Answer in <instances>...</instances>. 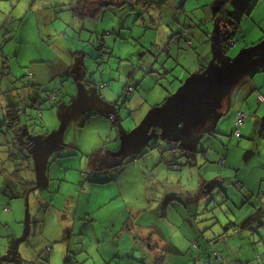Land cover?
<instances>
[{
  "label": "clouds",
  "instance_id": "9594fccd",
  "mask_svg": "<svg viewBox=\"0 0 264 264\" xmlns=\"http://www.w3.org/2000/svg\"><path fill=\"white\" fill-rule=\"evenodd\" d=\"M216 2L224 15L200 0H0V264H264V93L232 83L187 137L152 122L178 96L169 69L190 76L181 92L264 56L261 40L230 58L241 0ZM246 3L251 34L264 5ZM127 4L143 15L121 40L106 29ZM221 116L231 135L210 136Z\"/></svg>",
  "mask_w": 264,
  "mask_h": 264
},
{
  "label": "rangeland",
  "instance_id": "374dc122",
  "mask_svg": "<svg viewBox=\"0 0 264 264\" xmlns=\"http://www.w3.org/2000/svg\"><path fill=\"white\" fill-rule=\"evenodd\" d=\"M189 1L195 2V0H189ZM200 1H201L200 2L201 5H204L207 3L205 2L206 0H200ZM260 3L264 5V0H260ZM238 5H240L241 7L240 11L241 12L243 11V13H246V18L243 19V16L237 13L238 14L237 19H238V23L240 24L241 31L235 32L234 38L239 40V44L235 48H231L229 50V56L231 59L237 58L239 54L244 51L245 43H247L248 45H251L253 42H259L261 40H264V28L257 27L255 31L251 32V34H246V30L249 26H256L257 19L256 20L254 18L250 20L247 19L249 11L247 9L246 0H241V2ZM232 6L233 5H231V8L229 7L231 11L233 9ZM126 7H127V12H125L121 16L118 24L113 28L106 29V31L112 32L114 37L118 36L121 40H125L132 36V33L135 30L134 25L137 19L141 17V14L143 15L139 7H135V10H133L132 7L129 6L128 4L126 5ZM219 8L220 7L218 6L217 8L215 7L214 9H212L213 15L215 13L217 14L218 12L220 15H222V13L220 12L221 10L219 11ZM253 15L256 18L255 13H253ZM203 27L205 29L204 34H205L206 39L208 38L209 28L211 29L212 36L213 37L215 36L216 28H215L214 22L210 21L209 25L203 26ZM188 30L196 31L197 29H193L191 25H189ZM135 31L138 32L139 30H135ZM133 39H135V37H133ZM174 39L181 40V39H184V37L180 34L179 31H177V34L174 37ZM113 42H115V40ZM98 45H97V48L93 50L92 52V56L96 60L101 59L102 54L103 55L109 54L107 49H104L102 51L99 50ZM263 49L264 48H262L261 50ZM15 55H17V53L13 52V56ZM164 58H168L167 63L170 64L172 62L169 57V53L165 51L160 61L162 68L165 67ZM213 59H215L214 56H213ZM254 64L255 63H253L252 66ZM259 64L264 65V56H262ZM249 65H250V62L248 60H243L241 61L240 64L234 67L228 66L227 62H225V67L223 69H216V68L211 69V77L209 81H204L202 77L199 78L198 80L190 81L188 87L186 89L181 90V92H180V89L184 87L183 82H186L187 79H190V76H188V74L179 67H176L174 69H169L168 79L175 80V87L172 89V91H173V94L178 95V96L174 98L172 102H170L168 109H166L165 111L161 113H158L157 116H161L162 114H165L166 112L171 110V108L174 107L175 104L178 102V100L180 99L184 91H190L191 93H193V96H189V95L185 96L181 106L175 113L167 115L162 118L155 119L152 122L162 124L166 129V135H171L177 138L180 136L187 137L189 135V128L192 127L194 124H196L200 120L201 115L204 111V105L210 99V97L213 98L217 96L222 90L227 88L232 83L238 82V87L241 90V95L244 97L251 98L252 96L256 94V92L262 93L261 87L264 88V73H258L256 75L257 81L259 82V85H260V88H256V90L254 88V85H255L254 82L256 81H254V79L252 78L251 73L249 74L247 81H240V76L243 75L249 68L252 67ZM206 67H211V65L210 64L206 65ZM155 74H156L155 72L148 74V80H151L152 83H155V81L152 80V76H154ZM147 82L148 81L146 80L145 83ZM260 115H261V119H264V110L261 111ZM227 119L230 120L231 117L229 116ZM180 120H185L187 122L188 127H186L184 132H178L177 130L176 124ZM227 127H228V124L226 122V118L221 116L218 121V129L214 131L213 133H210L209 135L215 136V135H220L221 133H223L226 137L230 136L231 132L225 131ZM262 133H264V128H262ZM156 142H157L156 137L153 136V138L150 141V144H155ZM189 146L190 145L188 143L185 144V147H189ZM206 146L207 145H205V147ZM125 149L127 150V145L125 146ZM64 166L66 167L67 165H64ZM75 175H76L75 173L69 172L68 179L71 181L75 177ZM65 187H67V185H65ZM57 199H59V197H57ZM26 219H27V215H26Z\"/></svg>",
  "mask_w": 264,
  "mask_h": 264
},
{
  "label": "crops",
  "instance_id": "0c3cea01",
  "mask_svg": "<svg viewBox=\"0 0 264 264\" xmlns=\"http://www.w3.org/2000/svg\"><path fill=\"white\" fill-rule=\"evenodd\" d=\"M201 2V1H200ZM205 2H207L206 4H209V3H211L212 5H213V8L212 9H214L215 7L217 8L218 6L220 7L219 8V11L222 13V15H224L225 14V10L224 9H222V7H221V5L219 4V3H217L216 2V0H206ZM189 4V5H188ZM196 6V4H195V2L194 1H189V0H179V4L177 5V8L178 9H182V10H191L192 8H194ZM230 8H231V5L229 6ZM229 7H228V9H227V15L229 16V17H231L232 16V13L235 11V7H234V5L232 6L233 7V9H232V11L229 9ZM238 7L239 8H241L240 7V5H238ZM232 12V13H231ZM219 13V12H218ZM254 13V12H253ZM253 13L250 15V14H248V20H250V19H252V18H254L255 20H256V18L254 17V15H253ZM216 15V13L214 14V16ZM242 16H243V19H245L246 18V13H243L242 14ZM237 17H238V14H237ZM172 19L173 20H177L178 21V18H177V16L175 15V14H173V16H172ZM250 65H251V63H250ZM249 65V66H250ZM248 68V67H247ZM259 73H262V72H259ZM264 73V72H263ZM258 74V73H257ZM257 74H255L254 76H252V78L254 79V81H256V82H254V88H255V90H256V88H260V85H259V82L257 81ZM261 91H262V93H264V88H262L261 87Z\"/></svg>",
  "mask_w": 264,
  "mask_h": 264
},
{
  "label": "water",
  "instance_id": "95a60500",
  "mask_svg": "<svg viewBox=\"0 0 264 264\" xmlns=\"http://www.w3.org/2000/svg\"><path fill=\"white\" fill-rule=\"evenodd\" d=\"M262 51H264V49H263ZM259 62H260V61L256 62V63H255L251 68H249L245 73L249 72L250 69H252L253 67L257 66V63L259 64ZM187 95H189V96H193V93H191L190 91H184V92L182 93L180 99L178 100V102L175 104V106L172 107L171 110H169V111L166 112L165 114H162L161 116H157L156 119H158V118H162V117H165V116H167V115H170V114L175 113V112L179 109V107L181 106V104H182V102H183L185 96H187ZM210 99H211V97H210ZM195 103H196V101H195Z\"/></svg>",
  "mask_w": 264,
  "mask_h": 264
},
{
  "label": "trees",
  "instance_id": "16d2710c",
  "mask_svg": "<svg viewBox=\"0 0 264 264\" xmlns=\"http://www.w3.org/2000/svg\"><path fill=\"white\" fill-rule=\"evenodd\" d=\"M128 5L131 6L133 10H135V7H133L130 4H128ZM123 6H125V5H120V7H123ZM141 16H142V14H141ZM98 49L101 50V51L106 49V47L103 45V42H101L100 45H98ZM252 64L250 66H252ZM255 69H256V66L249 70V72L251 73L252 76H254L255 74H257L259 72H262V73L264 72V69H259V68L256 69V70Z\"/></svg>",
  "mask_w": 264,
  "mask_h": 264
}]
</instances>
